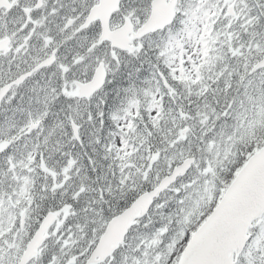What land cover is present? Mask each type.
Instances as JSON below:
<instances>
[{
    "label": "snow or ice",
    "instance_id": "snow-or-ice-1",
    "mask_svg": "<svg viewBox=\"0 0 264 264\" xmlns=\"http://www.w3.org/2000/svg\"><path fill=\"white\" fill-rule=\"evenodd\" d=\"M0 264H264V0H0Z\"/></svg>",
    "mask_w": 264,
    "mask_h": 264
}]
</instances>
